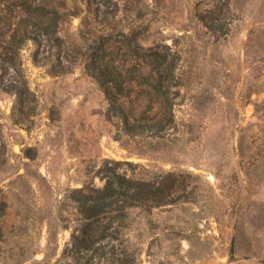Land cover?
<instances>
[{
	"label": "rangeland",
	"instance_id": "obj_1",
	"mask_svg": "<svg viewBox=\"0 0 264 264\" xmlns=\"http://www.w3.org/2000/svg\"><path fill=\"white\" fill-rule=\"evenodd\" d=\"M89 1L111 20L97 30L140 26L144 46L176 54L173 123L125 133L81 63L53 74L29 41L31 95L17 101L0 79V264H76L63 253L82 224L73 192L93 194L114 169L165 203L122 208L90 264H264V0ZM78 25H64L69 41Z\"/></svg>",
	"mask_w": 264,
	"mask_h": 264
},
{
	"label": "trees",
	"instance_id": "obj_2",
	"mask_svg": "<svg viewBox=\"0 0 264 264\" xmlns=\"http://www.w3.org/2000/svg\"><path fill=\"white\" fill-rule=\"evenodd\" d=\"M80 1L82 4L77 0H0L3 89L13 91L19 102L31 95L22 60V50L30 41L34 44V64L49 65L53 74L70 72L81 63L87 75L102 87L109 110L122 117L125 133L162 136L174 120L175 88L179 85L176 54L167 44L144 46L138 36L140 26L122 29L120 34L97 30L102 22L103 27L110 26L111 20L107 16L98 19L105 12L99 3ZM72 17L79 18L78 42L69 41L63 30ZM104 177V185L93 194L73 192L82 224L63 253L76 264H90L100 243L113 235L109 231L122 226V208H152L165 203L159 186L129 179L116 169L105 172ZM106 257L112 258L111 251L102 249L99 258Z\"/></svg>",
	"mask_w": 264,
	"mask_h": 264
}]
</instances>
